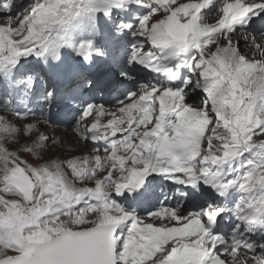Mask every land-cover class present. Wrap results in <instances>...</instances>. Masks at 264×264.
Masks as SVG:
<instances>
[{
    "label": "snow or ice",
    "instance_id": "obj_1",
    "mask_svg": "<svg viewBox=\"0 0 264 264\" xmlns=\"http://www.w3.org/2000/svg\"><path fill=\"white\" fill-rule=\"evenodd\" d=\"M215 4L217 0H66L54 34L37 38L30 34L36 29L32 22L44 8H55L54 0H33L22 18L16 0H0V118L11 122L14 117L24 137L32 135L31 117H44L40 123L56 127L50 119L56 93L38 94L37 75H17L16 66L32 55L60 61V49L68 43L65 30L78 18L86 17L94 30L93 39L75 46L90 64L94 56L106 55L96 46L103 36L101 14L111 20L114 12L144 10L135 24L116 23L114 36L127 31L138 38L129 65L165 75L163 82L140 84L129 92L116 103V112L109 111L113 106H85L71 128L88 116H108L119 121V130L107 138L108 127L77 132L84 143H102L96 152L109 156L65 160L59 167L74 180L47 165L45 176L41 169L26 167V161L20 165L23 175L0 174V264H264V241L250 235L264 232V41L258 39L264 37V0H219L215 12L205 15ZM258 21L261 31L256 30ZM166 25L179 39L165 34ZM113 55L118 58L119 51ZM79 79L89 87L94 83L83 75ZM190 96L200 102L189 103ZM49 140L51 136L38 141L41 149ZM23 150L34 149L25 144ZM246 153L242 173L226 178L223 167ZM107 159H112L111 167L98 166L97 161ZM137 166H147V174L138 178ZM98 173L106 174L97 178ZM158 179L185 186L175 203H167L164 195L157 199L158 207L140 215L114 198L142 197ZM233 187L241 192L234 205L216 202ZM64 215L75 218V228L63 226ZM230 216L234 219L228 223ZM138 245L147 246V259L139 258L142 250L133 255Z\"/></svg>",
    "mask_w": 264,
    "mask_h": 264
},
{
    "label": "rangeland",
    "instance_id": "obj_2",
    "mask_svg": "<svg viewBox=\"0 0 264 264\" xmlns=\"http://www.w3.org/2000/svg\"><path fill=\"white\" fill-rule=\"evenodd\" d=\"M207 0H204V2H206ZM48 11L53 10L52 7H47L44 8ZM215 12V11H214ZM27 14V13H25ZM32 26H30L31 28ZM0 35L4 34V30L0 29ZM33 33H36V30L31 32L30 34L32 35ZM166 35L169 36V34L165 33ZM177 39V37H172ZM243 41L241 42L242 46H243ZM193 96L195 95V93L192 94ZM188 102L191 104H198L200 102L199 98L197 99H192V97L190 96L188 98ZM36 120H38L39 118H34ZM56 126V125H54ZM49 128H53V127H49ZM57 129L59 128H64L62 126H56ZM60 131H57L56 133H58ZM0 174L3 173H12L13 175L15 174L11 169L10 165L14 164L16 165L15 169L19 170L21 167V163H23L24 161L27 162V165H31L32 168H36V169H41L42 172L46 171L45 170V165L48 166V168H51L54 170V172L59 173L60 171H63L64 169H61L59 167L60 164H62L65 160H68L69 158L72 157H77L79 156L78 154L76 155H72V154H68L65 153L63 150H54L53 148H48L46 150H41L40 148H38L37 144L35 143V138L31 139L30 137H25V139L28 140H32L30 143H22L23 141L26 142L25 140L21 139L19 136H16L14 138V134L12 131H8L5 127L2 128L0 127ZM62 133V132H61ZM80 140V139H79ZM54 143H61V140H58V138L55 137L54 139ZM77 143V144H76ZM80 142H75V144L78 146ZM25 144H29L33 147L34 150H29V151H25L24 149V145ZM12 145V146H11ZM82 149L87 150L88 152H90L88 149H90L91 151L93 150L92 148H88L84 146V143L79 145ZM83 146V147H82ZM88 148V149H85ZM39 151V152H38ZM63 151V152H62ZM18 153V155H17ZM51 156H56L58 161H51L49 159V157ZM80 156H86V155H80ZM249 154H244V156L238 158L237 160L233 161L232 163L235 164V167H241L243 161L248 158ZM242 169V168H241ZM22 171V170H21ZM20 172V171H19ZM19 172H17V175H23V171L20 174ZM64 172V171H63ZM226 172V169L222 170V173ZM66 175H70L72 176L70 173L68 172H64ZM225 175L226 178H233V176H237L236 174L233 176H228L226 173H223ZM97 175H102L100 173H98ZM73 177V176H72ZM75 179V177H73V180ZM77 187H84V185H77ZM0 195H2V193H0ZM13 199H20V197H13ZM61 219V218H60ZM65 219V220H64ZM63 220L61 219V222L63 224L64 227H71V228H75L76 224L74 222L75 218H64ZM89 220H93L95 219L94 216H89L88 217Z\"/></svg>",
    "mask_w": 264,
    "mask_h": 264
},
{
    "label": "bare ground",
    "instance_id": "obj_3",
    "mask_svg": "<svg viewBox=\"0 0 264 264\" xmlns=\"http://www.w3.org/2000/svg\"><path fill=\"white\" fill-rule=\"evenodd\" d=\"M185 11H187V9H185ZM179 27H180V29H185L187 26L180 25ZM193 28L198 29V25L193 26ZM165 29L168 32H172V29L169 28L167 25L165 26ZM0 32H3V31H0ZM116 47L120 53L123 54L125 52V54H127V52H128L127 47H124V49L119 48V45H116ZM118 77H120V74L116 75V78H118ZM99 85H100V87L102 86L101 84H99ZM42 120H44V119H38V120L30 119L31 125H32L31 128L29 129V131L32 132V135L30 136V138L31 139L35 138V143H38V141L43 140V138L45 136H51L52 142H51V140H49V145L43 149H41V145L38 143L37 144L38 148H40L43 151L48 149V148H53L54 150H60V151L63 150L65 153H68V154H72V155L78 154L79 156H77V157H82L80 155L88 156L91 154V150L88 149L90 151V152H88L87 150H84L79 146L83 143L77 137V132H79L78 129H71L69 127L70 125H65L64 128H59V129H57L56 127L49 128V127H45L44 124L40 123V121H42ZM0 124L3 125L8 131H12L14 134V138L16 136H19L21 139L26 141V142L23 141L22 143H30L32 141V140L25 139V137L22 136V134L19 131H17L18 126L15 124V118L14 117L11 120V122H9L6 119L0 118ZM57 131H60V132L56 133ZM55 137L58 138V140H61V143L55 144L54 143ZM75 142H80V143L77 146L76 145L77 143L75 144ZM93 150H95V148ZM49 159L51 161H55V162L58 161L56 156H51V157H49ZM70 159L71 158H69L68 160H70ZM126 163H127V159H126ZM25 166L27 167V166H31V165H25ZM63 171L68 172L67 169H64ZM44 172H46V171H43V173ZM99 176L100 175H97V178H99ZM69 178L73 179V177L70 175H69ZM69 217L74 218L73 216L66 215V216L62 217L61 219L63 220L64 218H69Z\"/></svg>",
    "mask_w": 264,
    "mask_h": 264
},
{
    "label": "clouds",
    "instance_id": "obj_4",
    "mask_svg": "<svg viewBox=\"0 0 264 264\" xmlns=\"http://www.w3.org/2000/svg\"><path fill=\"white\" fill-rule=\"evenodd\" d=\"M207 2V1H206ZM219 3V2H218ZM218 3L216 4V5H214L212 8H210V10L208 11V13L206 14V15H208V14H210V13H214V11L216 10V8L218 7ZM258 39H260L261 41H264V37H258ZM150 70L149 69H147V68H145V72H149ZM159 78H161V79H163V81H164V79H165V75L164 74H161L160 76H159ZM162 107H163V105H161ZM136 164L137 165H139V161H137L136 162ZM228 166L229 165H225L224 167H223V169H226V172H223V173H226L228 176H233V174H231L230 173V171H229V169H228ZM242 170L243 169H241V170H239L238 172V174L237 175H240L241 173H242ZM222 173V174H223ZM224 175V174H223ZM233 178H234V176H233ZM166 182L167 183H169L170 185H171V181H169V180H167L166 179ZM177 186H181V185H177ZM183 187H185V186H183ZM213 195H214V193H213ZM222 198V197H221ZM221 198L219 199V200H217L216 202L217 203H222L221 202ZM205 200H206V202L207 203H212V197H206L205 198ZM156 202V203H155ZM183 203H187L186 201H183ZM159 205L157 204V201H151L150 202V205H149V207H147L146 209H141V208H139L138 206H136V204L134 205V206H125L126 208H128V209H132V208H134L140 215H144V214H146V211L148 210V209H150V208H153V207H158ZM206 206V205H205ZM234 219V217H229L228 218V223H231L232 222V220ZM250 235H252V238L255 240V241H258V242H261V241H264V232H259V231H257L255 234H250ZM159 243H164V241L163 240H160L159 241ZM155 246V245H154ZM141 250H142V252H143V255H141L139 258H141V259H147L148 258V248H147V246H140V245H138L137 246V249H136V251L133 253V255H136L137 253H139V252H141ZM257 251H259V249H257Z\"/></svg>",
    "mask_w": 264,
    "mask_h": 264
}]
</instances>
